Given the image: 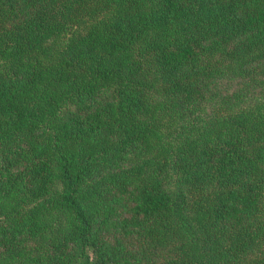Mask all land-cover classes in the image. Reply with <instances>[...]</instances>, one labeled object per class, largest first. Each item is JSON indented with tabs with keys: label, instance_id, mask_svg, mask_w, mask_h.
Wrapping results in <instances>:
<instances>
[{
	"label": "trees",
	"instance_id": "obj_1",
	"mask_svg": "<svg viewBox=\"0 0 264 264\" xmlns=\"http://www.w3.org/2000/svg\"><path fill=\"white\" fill-rule=\"evenodd\" d=\"M0 264H264V0H0Z\"/></svg>",
	"mask_w": 264,
	"mask_h": 264
}]
</instances>
